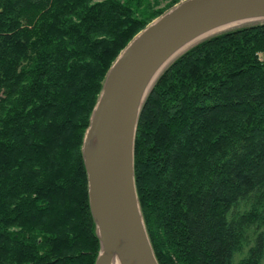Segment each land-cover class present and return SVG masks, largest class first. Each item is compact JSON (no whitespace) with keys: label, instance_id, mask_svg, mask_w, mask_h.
Instances as JSON below:
<instances>
[{"label":"trees","instance_id":"1","mask_svg":"<svg viewBox=\"0 0 264 264\" xmlns=\"http://www.w3.org/2000/svg\"><path fill=\"white\" fill-rule=\"evenodd\" d=\"M179 0H0V264H96L82 153L122 49ZM264 22L176 57L138 120L160 264H264Z\"/></svg>","mask_w":264,"mask_h":264},{"label":"water","instance_id":"2","mask_svg":"<svg viewBox=\"0 0 264 264\" xmlns=\"http://www.w3.org/2000/svg\"><path fill=\"white\" fill-rule=\"evenodd\" d=\"M264 22V0H181L154 18L110 66L82 153L101 248L96 264H160L138 198L135 139L145 100L164 69L195 43Z\"/></svg>","mask_w":264,"mask_h":264},{"label":"bare ground","instance_id":"3","mask_svg":"<svg viewBox=\"0 0 264 264\" xmlns=\"http://www.w3.org/2000/svg\"><path fill=\"white\" fill-rule=\"evenodd\" d=\"M113 264H121V263L118 259H116Z\"/></svg>","mask_w":264,"mask_h":264},{"label":"rangeland","instance_id":"4","mask_svg":"<svg viewBox=\"0 0 264 264\" xmlns=\"http://www.w3.org/2000/svg\"><path fill=\"white\" fill-rule=\"evenodd\" d=\"M179 1H181V0H179ZM179 1H178V2H179ZM260 56H261L262 58H264V51L260 52Z\"/></svg>","mask_w":264,"mask_h":264}]
</instances>
